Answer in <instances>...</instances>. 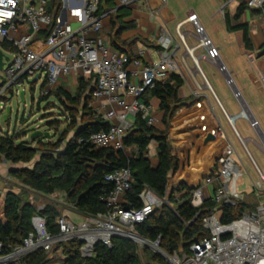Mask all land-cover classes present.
I'll use <instances>...</instances> for the list:
<instances>
[{
  "label": "built area",
  "instance_id": "1",
  "mask_svg": "<svg viewBox=\"0 0 264 264\" xmlns=\"http://www.w3.org/2000/svg\"><path fill=\"white\" fill-rule=\"evenodd\" d=\"M50 1L0 0V50L5 74L0 100L6 99L5 94L13 88L35 84L38 77V82L44 78L47 95L62 86L64 77L75 76L78 82L93 81L90 108L96 117L109 124V128L92 134L87 142L95 150H112L133 158L131 154L128 155L130 148L125 146V140L136 117L141 115L149 127L156 124L152 108L143 102L147 92L153 91L158 84H165L172 74L186 73L198 90L206 87L213 93L200 68L198 52L205 51L208 60L217 62L220 51L207 36L197 15L191 14L177 28V35L189 59H177L179 45L164 34L159 39L160 60L145 63L141 59H131L101 39L103 20L111 14L100 12L101 0H83L80 11L82 20L78 29L72 28L61 13L57 17L49 14ZM118 2L121 7H129L133 3L132 0ZM162 2L166 4L167 0ZM231 4L244 5L248 10L260 12L264 22V0H226L219 13L225 14ZM187 25L193 28L197 40L193 47L185 41ZM87 32L96 37L88 39ZM6 51L11 57H6ZM198 77L202 79V84L198 82ZM261 83L264 86V72ZM17 95L21 94L17 92ZM0 110L3 107L0 106ZM241 116L253 130L259 129V123L245 111ZM229 123L256 172L257 180H252L254 192L261 195L258 198L264 201V174L255 164L246 140L239 135L230 119ZM217 137L226 142L218 168L193 188L189 198L195 210H201L207 203L213 205L202 218V226L209 236L197 240L187 250L167 254L161 248L162 237L156 242H149L137 235V225L144 223L158 208L169 206V201L145 187L139 196L142 207H133L128 200L134 183L133 174L130 169L123 168L105 178L107 183L113 185V190L101 199L106 205L105 213L86 216L80 221L61 216L57 219V235L51 234L46 219L36 214L32 219L34 232L22 246L7 251L0 241V264H23V259L36 250L50 254L55 246L70 242L81 244L83 258H92L98 245L112 248L113 240L117 238L130 240L142 249L148 248L167 264H264V202L249 209L250 213L245 212L239 219L223 223L226 208L236 207L246 200L238 186L247 170L222 127L218 128ZM43 209L39 208V211ZM200 216L201 213L195 220Z\"/></svg>",
  "mask_w": 264,
  "mask_h": 264
},
{
  "label": "trees",
  "instance_id": "2",
  "mask_svg": "<svg viewBox=\"0 0 264 264\" xmlns=\"http://www.w3.org/2000/svg\"><path fill=\"white\" fill-rule=\"evenodd\" d=\"M61 8L60 0H51L48 12L57 17ZM247 10L246 6L240 5L234 19L238 21ZM227 22L230 23V19L227 18ZM234 29L244 31L245 44L249 47L250 39L245 26L239 25ZM183 84L181 76L172 74L165 84H158L153 91L144 95L161 101V110L165 112L163 123L167 128L181 106L178 92ZM93 89V81L79 80L76 96H71L63 88L49 94L65 106L68 113L64 119L68 126L56 142L44 138L28 142L23 141L26 136L6 132L0 134L1 159L21 167L10 171V179L17 181L21 190H30L40 196L63 195L78 214L93 217L106 212V205L101 199L113 190V185L105 181L106 176L128 168L134 179L128 197L133 207H142L139 196L145 187L169 201V206L158 208L144 223L137 225L139 237L149 242H156L162 237L161 248L167 254L187 250L197 240L208 237L209 233L202 226V218L213 205L207 203L201 210L193 209L189 198L194 189L185 183L172 184L179 171V160L173 154L167 131L159 132L147 126L138 115L125 140L127 148L137 150V158H128L124 153L117 154L112 150H95L87 142L92 134L109 128V124L96 117L90 108ZM152 142L157 145V167H153L147 158ZM247 210L246 202L226 208L223 223L239 219ZM199 213L201 216L195 220ZM36 214L46 219L51 234H58L57 219L61 216L56 206L47 205L39 211L32 202L23 200L22 193L9 191L4 196L0 195V241L7 251L22 246L34 232L32 219ZM80 247V243L70 242L57 245L55 251H62L64 264H167L158 254L148 248L142 249L127 239H114L112 248L98 245L92 258H83ZM53 253L54 250L47 254L39 249L27 255L22 263L52 264Z\"/></svg>",
  "mask_w": 264,
  "mask_h": 264
},
{
  "label": "crops",
  "instance_id": "3",
  "mask_svg": "<svg viewBox=\"0 0 264 264\" xmlns=\"http://www.w3.org/2000/svg\"><path fill=\"white\" fill-rule=\"evenodd\" d=\"M132 1L131 6L121 7L118 0H112L111 3L101 0V13H111L103 20L101 35V39L109 47L133 59H141L145 63L157 62L160 60L161 51L159 39L162 35L168 34L174 44L179 45L177 59H189L177 35V28L182 21L191 14H195L205 28L207 36L220 51V59L217 62L208 60L205 51L198 52L200 68L213 93L206 87L198 90L189 74H178L184 80L178 92L182 103L170 120L168 128L163 123L165 112L161 110V101L149 95L143 98L144 104L152 108V115L156 119L154 128L159 132L167 131L173 154L179 160V171L172 179V184L185 183L194 188L203 183L205 177L216 171L226 147V142L217 137L219 127L226 132L242 162L244 160L246 163L249 162V169L252 171L254 167L247 155L243 153V147L234 144L236 138L229 119L240 135L237 123L246 121L248 126L247 120L241 116L247 105L248 116L259 123V129L254 131L261 143L247 139L246 146L250 152L249 141H252L264 154V86L261 83L264 55L260 56L264 50V22L261 13L247 10L236 21L234 18L240 4H231L226 8L225 14L219 13L226 0H167L166 4L162 0ZM60 3L62 5L60 13L64 20L72 28H80L83 0H60ZM227 18L230 19V23L227 22ZM239 25L245 26L248 32L249 47L245 44L244 31L234 29ZM185 30L187 31L186 43L190 47L195 46L197 40L193 28L187 25ZM86 36L88 39L96 37L91 32H87ZM202 64L205 65V69ZM190 65H193L191 61ZM222 67H225L226 71ZM227 75L233 80L232 86L226 80ZM198 82L203 83L200 77ZM77 84L78 79L70 76L66 81L63 80L60 88H70ZM216 100L222 109L217 105ZM131 120L134 121L132 118ZM130 154L133 158L139 155L134 148L130 149L128 155ZM250 154L252 156L251 152ZM147 158L153 167L158 166L155 142L151 143ZM252 158L255 162L253 156ZM3 164L7 162L4 160ZM255 164L257 165L256 162ZM8 165H10L7 169L9 173L12 169L19 168H12L9 163ZM242 192L248 193L249 198L253 199L248 200L254 202L249 204L245 200L249 209L264 202L255 195L251 183L248 190ZM68 217L74 221L81 220L75 215Z\"/></svg>",
  "mask_w": 264,
  "mask_h": 264
},
{
  "label": "rangeland",
  "instance_id": "4",
  "mask_svg": "<svg viewBox=\"0 0 264 264\" xmlns=\"http://www.w3.org/2000/svg\"><path fill=\"white\" fill-rule=\"evenodd\" d=\"M250 12V10H248ZM6 57H11L9 51H6ZM205 69V65L202 64ZM68 77H64L63 79L66 81ZM5 82V74L3 71H0V86H2ZM45 83L44 78L41 81L35 83L34 85L25 84L20 88H13L7 94H5L6 99H1L3 101L0 105L3 107V110H0V134L1 133H9L10 135H21L24 137L23 141L34 142L31 141V136L35 132L49 133L52 136V139L48 140L49 142H56L62 132L66 130L68 124L64 122L65 117H68L67 108L63 106L55 97L47 95L43 90V85ZM64 90L70 94L71 96H76L78 90V84L70 87L64 88ZM17 92L20 94L25 92V103L21 104L20 96L17 95ZM47 99H44V97ZM11 110V114L8 117L7 121H5V117L8 113V110ZM248 126H246V121H241L237 123V128L240 132V135L244 140L250 139L256 143H261L259 137L256 132L250 128V123L247 121ZM72 136V133L70 137ZM236 138V137H235ZM254 142L249 141V149L252 153V156L255 159L258 167L264 174V154L256 147ZM235 146L242 147L238 139L236 138ZM36 147V145H33ZM243 153L245 154L244 150ZM246 156V154H245ZM245 159V157H244ZM247 160V159H246ZM4 160L0 159V172H2V177H0V195L4 196L9 191L16 192L18 194L22 193V198L24 201L32 202L37 208H42L47 205L56 206L60 211V216H77L81 219L84 217L78 214L73 205L69 204L66 200V197L63 195H54L50 197L40 196L35 194L30 190H21L19 183L15 180L9 179V170L10 165L3 164ZM244 168L247 170L246 176L241 179L239 182L238 190L245 195L247 203H254L252 198H249L248 193H244L242 191L248 190L249 184L251 183L253 188V181L257 180L256 172L254 168L249 169V162L244 160L243 162ZM11 167H19L11 164ZM20 168V167H19ZM174 184V183H173ZM254 191V189H253ZM255 193V192H254ZM257 197L261 196L257 193L255 194ZM264 195V194H263ZM255 208V207H254ZM250 213V210L247 211ZM70 218V217H68ZM72 219V218H70ZM56 247H54V253L51 255L53 258L52 264H64V255L61 250L55 251Z\"/></svg>",
  "mask_w": 264,
  "mask_h": 264
},
{
  "label": "water",
  "instance_id": "5",
  "mask_svg": "<svg viewBox=\"0 0 264 264\" xmlns=\"http://www.w3.org/2000/svg\"><path fill=\"white\" fill-rule=\"evenodd\" d=\"M263 55H264V50L261 52L260 56H263ZM6 61H9V59L6 58ZM3 66H4V62H3V53H2V51L0 50V71H2ZM222 69H223L224 71H226V70H225V67H222ZM38 80H39V77L36 78L35 83H37ZM226 80H227V82H228L231 86L233 85V80H232V78H231L229 75H227ZM235 91L237 92L236 89H235ZM25 95H26L25 92L21 93V95H20V99H21V103H20V105L25 103ZM237 95H238V93H237ZM248 109H249L248 106L245 105V107H244V111L246 112L247 115H249V114H248V112H249ZM10 114H11V110L9 109V110H8V113H7L6 117H5V121H7L8 117L10 116ZM42 138H44V139H46V140H50V139H51V135H50L49 133L35 132V133L31 136V141H35V140H37V139H42Z\"/></svg>",
  "mask_w": 264,
  "mask_h": 264
}]
</instances>
